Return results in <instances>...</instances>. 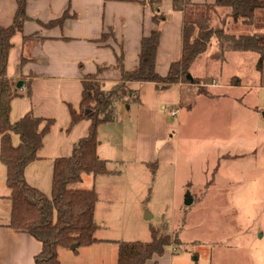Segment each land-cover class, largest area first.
Masks as SVG:
<instances>
[{
    "label": "crops",
    "instance_id": "crops-1",
    "mask_svg": "<svg viewBox=\"0 0 264 264\" xmlns=\"http://www.w3.org/2000/svg\"><path fill=\"white\" fill-rule=\"evenodd\" d=\"M192 1L199 3L214 2V0ZM172 3L173 0H161L160 3L161 10L169 17L163 25L162 41L157 56V70L159 74L164 76L167 74L170 64L180 58L182 50L183 13L175 11ZM68 6L71 8L70 12L76 13L77 17L67 20L62 27L45 28L37 22L38 20L42 23H48L58 18ZM16 9L15 0H0V25H10ZM27 14L33 20L27 21L23 33L13 38L14 47L10 52L8 76L17 81H22L21 78L24 76V81L31 84V98L19 97L12 102L11 120L15 122L32 112L37 117L51 118L56 121L51 131L44 138V145L38 154L39 159L31 163L26 169L28 183L49 195L55 160L70 156L74 145L88 134L90 125L88 121H82L68 131L71 117L67 106L71 104L78 109L82 96L83 77L87 74H97L98 68L101 67L103 70L97 75L99 80L112 83L119 82L121 79L120 71L115 69L113 65L116 62L115 54L120 51V42L123 41L124 44L125 67L132 69L138 62L141 38L144 34L149 33L153 24L150 11L142 6L140 0H29ZM218 14L219 12L216 13L215 17L212 16L211 25L219 27L221 24L219 22L225 18L224 30L228 35L264 33V30L234 22L230 17V10L223 11L220 21L217 20L216 23L212 24L213 19L218 18ZM108 27L116 29L115 39L110 38L106 43L107 46L96 43L94 40L98 39L103 32L108 31ZM23 35H36L40 39L32 50L33 60L22 68ZM258 60L259 54L228 50L225 41L214 37L207 50L193 62L190 75L203 84L201 86L208 92L203 95L216 100L225 99L232 106L241 110L239 96L229 97L228 91H246L248 88L255 87L254 85L261 84L264 75L257 68ZM132 85L137 86V84ZM195 87L194 83L189 85L179 83L160 90L153 83L142 85L144 103L139 107L140 120L138 123V130L142 134V139L148 136L153 138L162 129V132L169 133L171 141L169 140L168 148L164 149V146L158 151L156 149L151 150L140 142L135 163L140 170L143 169V166L146 169L144 176H141V181H144V177L148 176L147 173L151 170L147 163L157 162L158 167L178 164L176 147L172 142L174 135L172 132L173 129L181 128V122L170 118L169 116H173L171 112L168 116L163 114L162 110H166V104L170 105L171 111L177 112L173 117L177 118L180 113L181 118L180 110L184 107L186 95L198 93ZM26 90L27 86L25 85L22 92ZM190 104L186 105V109L191 111L195 102ZM121 109L124 110L126 107ZM259 114L263 117L262 113ZM110 124L100 126L98 133L99 157L108 161L113 159L109 156L111 140L110 138L104 140L101 135ZM239 128L243 130V127ZM239 128H237L238 131ZM140 129L146 132L143 133ZM166 149L168 150L166 151ZM119 161L123 162L124 160ZM126 164L128 168L132 166L131 161H127ZM113 175H100L94 179L97 180L104 176L108 178V176ZM241 177H245V174L241 173ZM185 182L187 186L189 184L191 186L194 180L187 178ZM94 187L98 189L96 184ZM9 195L10 191L6 184V169L1 164L0 206L5 211L0 213V264H36L34 257L41 251V243L29 234L17 233L5 226L9 220L11 209ZM112 195L113 190L108 195L106 202H111ZM100 206L99 197L95 220L99 228L102 227L110 232L111 224L109 222L102 218L96 219ZM148 215L152 214L148 212ZM153 218L152 215L151 219ZM117 241L122 240L110 237L86 247L85 256L81 259L79 257L77 260L80 259L82 264H117ZM88 254L96 256L91 263L87 261ZM146 264L208 263L203 261L199 255L195 260L187 253L181 254L179 248L170 245L165 249L163 255L154 257Z\"/></svg>",
    "mask_w": 264,
    "mask_h": 264
},
{
    "label": "trees",
    "instance_id": "trees-1",
    "mask_svg": "<svg viewBox=\"0 0 264 264\" xmlns=\"http://www.w3.org/2000/svg\"><path fill=\"white\" fill-rule=\"evenodd\" d=\"M15 1L17 9L11 24L0 25V162L6 167V184L10 191L8 199L11 205L9 220L5 226L14 232L29 234L41 243L42 249L34 257L36 264H61L60 248L70 249L73 244L89 247L101 241L95 237L99 228L95 220L99 194L95 188H73V185L81 182L86 174L97 177L121 172L110 170V161L98 155L100 126L115 122L121 108L126 105L142 106L143 84L153 83L160 90L180 81L198 84L197 79L190 81L187 75L190 74L193 62L207 50L214 37L225 41L228 50L259 54L257 68L264 75V33L228 35L224 30L225 18L219 27L211 25L212 16L218 12V8H228L234 22L264 30V0H214L213 3L173 0V9L183 13L182 50L180 58L170 64L165 76L157 70V56L163 25L169 17L160 8L161 0H140L142 6L150 11L153 27L141 38L138 62L132 69L125 67L124 44L121 43L113 65L120 71L119 82L99 80L97 75L102 72L101 67L97 74L83 77L78 109L71 104L67 106L71 117L68 131L78 123L88 121V134L74 145L70 156L55 160L49 195L28 183L26 169L39 159L44 138L56 121L37 117L32 112L15 122L11 120L12 102L19 97L31 98V84L24 81V76L21 78V88L17 87V80L8 76L13 38L23 33L27 21L33 20L27 14L29 0ZM70 10L68 6L62 15L48 23L37 22L45 28L62 27L67 20L77 17ZM110 38L115 39L113 27H108V31L94 41L107 46ZM39 39L36 35H23L22 68L33 60L32 50ZM161 84L163 87H160ZM25 85L27 90L22 92ZM147 166L155 172L158 163H147ZM150 233V241H118L117 264H146L154 257L163 255L165 249L172 244L170 235H159L154 226L150 227ZM173 240L178 244V237Z\"/></svg>",
    "mask_w": 264,
    "mask_h": 264
},
{
    "label": "rangeland",
    "instance_id": "rangeland-1",
    "mask_svg": "<svg viewBox=\"0 0 264 264\" xmlns=\"http://www.w3.org/2000/svg\"><path fill=\"white\" fill-rule=\"evenodd\" d=\"M217 11L218 18L212 24L229 9ZM195 85L198 93L186 95L181 118L180 113L179 118L169 116L170 105L162 110L181 122V128L172 132L178 164L159 166L155 172L149 170L141 181L146 169L143 166L140 170L135 163L140 142L158 151L168 148L171 138L160 129L153 138L142 139L138 130L140 106L126 105L101 135L111 140L109 156L113 159L108 168L121 172L97 180L86 174L73 188L92 189L96 184L101 200L96 219L111 224L110 232L99 228L95 234L99 240L112 237L150 241V227L154 226L159 235H170L171 246L179 248L181 254L194 259L199 255L208 264H264V118L259 114L264 112V78L260 85L246 91H228L229 97L239 96L241 110L225 99L206 97L208 92L200 81ZM193 102L192 110L186 109ZM127 161L132 163L129 168ZM187 178L194 180L193 185H186ZM112 190L113 199L106 202ZM189 193L194 201L186 206ZM145 209L153 219L144 220ZM4 211L0 206V213ZM176 237L178 244L173 240ZM85 250L86 247H78L76 252L60 248L59 259L62 264H82ZM95 258L87 255L89 263Z\"/></svg>",
    "mask_w": 264,
    "mask_h": 264
},
{
    "label": "water",
    "instance_id": "water-1",
    "mask_svg": "<svg viewBox=\"0 0 264 264\" xmlns=\"http://www.w3.org/2000/svg\"><path fill=\"white\" fill-rule=\"evenodd\" d=\"M187 79L190 80V81H193V77H192V75L188 74V75H187ZM17 87H18V88H21V87H22V81H18V83H17ZM127 108H129L128 105H127ZM262 115H263V117H264V112L262 113ZM192 203H193V197H192V195L189 193V194L186 195V199H185L184 204H185L186 206H191ZM148 212H149V211L145 209V216H144V219H145V220H150V219L152 218V215H148ZM78 247H79L78 244H73V245H71L70 249L74 251V250L77 249ZM195 259H196V258H195Z\"/></svg>",
    "mask_w": 264,
    "mask_h": 264
},
{
    "label": "built area",
    "instance_id": "built-area-1",
    "mask_svg": "<svg viewBox=\"0 0 264 264\" xmlns=\"http://www.w3.org/2000/svg\"><path fill=\"white\" fill-rule=\"evenodd\" d=\"M176 111H171V114L173 115V116H175L176 115Z\"/></svg>",
    "mask_w": 264,
    "mask_h": 264
}]
</instances>
